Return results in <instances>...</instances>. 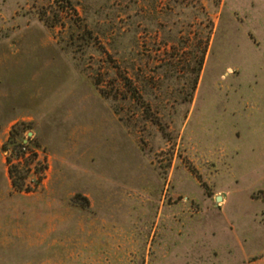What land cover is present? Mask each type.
Returning <instances> with one entry per match:
<instances>
[{"label":"rangeland","instance_id":"obj_1","mask_svg":"<svg viewBox=\"0 0 264 264\" xmlns=\"http://www.w3.org/2000/svg\"><path fill=\"white\" fill-rule=\"evenodd\" d=\"M0 264H264V0H0Z\"/></svg>","mask_w":264,"mask_h":264},{"label":"trees","instance_id":"obj_2","mask_svg":"<svg viewBox=\"0 0 264 264\" xmlns=\"http://www.w3.org/2000/svg\"><path fill=\"white\" fill-rule=\"evenodd\" d=\"M13 183H14L15 186H17L18 188H22L21 186L18 185L17 181H13Z\"/></svg>","mask_w":264,"mask_h":264},{"label":"water","instance_id":"obj_3","mask_svg":"<svg viewBox=\"0 0 264 264\" xmlns=\"http://www.w3.org/2000/svg\"><path fill=\"white\" fill-rule=\"evenodd\" d=\"M217 200L220 201L221 200V197H218Z\"/></svg>","mask_w":264,"mask_h":264}]
</instances>
